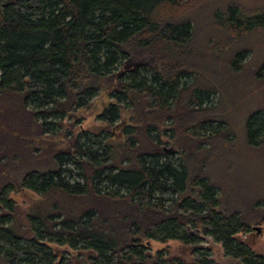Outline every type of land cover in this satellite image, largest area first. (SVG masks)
Instances as JSON below:
<instances>
[{"label":"trees","instance_id":"obj_1","mask_svg":"<svg viewBox=\"0 0 264 264\" xmlns=\"http://www.w3.org/2000/svg\"><path fill=\"white\" fill-rule=\"evenodd\" d=\"M213 2L0 0V115H26L30 147L59 140L50 164L8 174L18 154L0 132V264H220L190 232L228 264H264L242 239L256 223L264 234V202L226 203L209 172L232 141L223 70L245 65L232 46L264 30V8ZM262 114L245 119L250 147ZM23 191L26 206L8 197Z\"/></svg>","mask_w":264,"mask_h":264},{"label":"rangeland","instance_id":"obj_2","mask_svg":"<svg viewBox=\"0 0 264 264\" xmlns=\"http://www.w3.org/2000/svg\"><path fill=\"white\" fill-rule=\"evenodd\" d=\"M238 6L239 8L249 11L250 13L257 12L261 8H264V0H214V2L207 8V11L223 10L229 6ZM215 12V11H214ZM206 14V13H205ZM210 20H207L206 29L210 30L208 26L212 27ZM199 38L203 39L206 30L201 31ZM233 51L239 49H245V53L242 56L241 63L245 64L241 70L236 69L233 73H230L231 78H226V85L223 88L226 93V97L223 100L224 107L228 112V119L231 123L232 136L229 144L225 146L223 152H213L212 160L209 167L212 179H215L217 183L225 190L226 196L224 201H231L232 198H238L239 200L252 201L259 199L260 202H264V137L257 146H248L245 140L244 122L250 112L256 109L264 110V69L259 67L264 62V30H256L246 35L239 45L232 46ZM229 54V59L232 54ZM260 71L261 75L255 74ZM221 72V71H220ZM220 72H218L220 74ZM233 74V75H232ZM219 94L215 93L209 97L212 104L218 102ZM4 109L11 110V104L5 103ZM10 116L0 115V132L6 140L7 152L4 153L8 159L16 157L18 159L10 161L7 170L8 174L19 172L20 169L25 168L28 164L27 160L38 159L44 164H50L53 158V153L58 144H55L59 140L44 141L39 139L38 143H34L32 147L30 136L33 135V128L28 122L26 115L22 117L21 112H16L15 115L9 113ZM264 118V114H262ZM166 125L171 121L164 120ZM19 130V131H16ZM220 155V156H219ZM5 159V156H3ZM25 160L21 163L19 160ZM35 159V160H36ZM0 162V168L7 167L6 163ZM18 165L12 167V162H17ZM223 189L222 193H223ZM14 197L15 201L23 206H26L30 202V195L23 191L16 194L9 193L8 197ZM251 203V202H250ZM254 227H260L261 230L257 232ZM197 238V242L200 245H204L210 248L211 258L216 263L228 264L230 261L224 257L220 247L214 243L209 237H205L200 233L190 232ZM243 240H247L251 243L252 247L259 251H264V234L262 232V226L256 224L251 225L247 235L242 237ZM168 245L177 246L175 242H168ZM165 244L153 242L152 249L157 250ZM67 256V255H65Z\"/></svg>","mask_w":264,"mask_h":264},{"label":"water","instance_id":"obj_3","mask_svg":"<svg viewBox=\"0 0 264 264\" xmlns=\"http://www.w3.org/2000/svg\"><path fill=\"white\" fill-rule=\"evenodd\" d=\"M254 229H255L257 232H259V231L261 230L260 227H254Z\"/></svg>","mask_w":264,"mask_h":264}]
</instances>
